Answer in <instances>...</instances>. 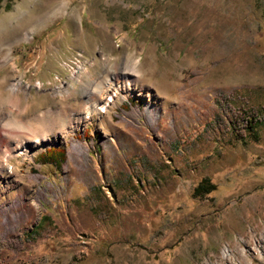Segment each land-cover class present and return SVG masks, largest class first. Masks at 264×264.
<instances>
[{"label": "rangeland", "instance_id": "374dc122", "mask_svg": "<svg viewBox=\"0 0 264 264\" xmlns=\"http://www.w3.org/2000/svg\"><path fill=\"white\" fill-rule=\"evenodd\" d=\"M80 64L115 95L0 176V264H264V0L0 3L1 112L80 109Z\"/></svg>", "mask_w": 264, "mask_h": 264}, {"label": "bare ground", "instance_id": "6f19581e", "mask_svg": "<svg viewBox=\"0 0 264 264\" xmlns=\"http://www.w3.org/2000/svg\"><path fill=\"white\" fill-rule=\"evenodd\" d=\"M11 58L13 59L11 54L6 56L8 61ZM72 73L75 80L85 76L89 78L91 83H97L95 87L93 84L83 90V95L90 104L84 106L86 101H82L80 109L53 111L33 117L13 116L12 111H5L4 113L0 111V128L2 130L0 134V176L4 172L12 173L18 169L20 165L19 163L14 164L13 157L23 155L25 158L29 156L28 153L31 148H37L50 141V134L56 126L57 128L59 127L60 133H62L61 136L66 137L69 132L87 124L93 112L105 111L109 102L113 100L112 96L115 94L111 93V85L109 83L111 79L107 78L104 85V80L94 81V78H91V74L82 64L78 65ZM37 85L39 86V83ZM20 88V83L16 82L6 89L8 100H12L15 103L13 106H15L18 114H20V104L23 100L20 95Z\"/></svg>", "mask_w": 264, "mask_h": 264}, {"label": "trees", "instance_id": "16d2710c", "mask_svg": "<svg viewBox=\"0 0 264 264\" xmlns=\"http://www.w3.org/2000/svg\"><path fill=\"white\" fill-rule=\"evenodd\" d=\"M2 1L3 0H0V3ZM248 123H250L249 124L250 128L254 129V124H255L254 118L248 119ZM41 155H44V157L51 159L58 166L61 163V161L63 160L64 150L62 148H50L45 153H41ZM215 189H216V184L210 182L207 178H203L195 186V188L193 190V195L195 197L205 196L208 193H211V191H213Z\"/></svg>", "mask_w": 264, "mask_h": 264}]
</instances>
